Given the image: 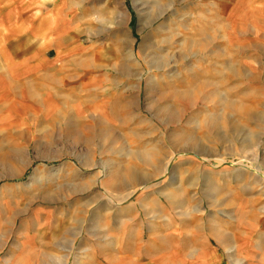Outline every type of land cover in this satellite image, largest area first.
<instances>
[{"label":"rangeland","instance_id":"obj_1","mask_svg":"<svg viewBox=\"0 0 264 264\" xmlns=\"http://www.w3.org/2000/svg\"><path fill=\"white\" fill-rule=\"evenodd\" d=\"M256 1L77 0L75 61L1 95L0 264H139L204 241L220 251L204 264H240L217 236L237 217L264 243ZM53 233L66 248H20Z\"/></svg>","mask_w":264,"mask_h":264},{"label":"crops","instance_id":"obj_2","mask_svg":"<svg viewBox=\"0 0 264 264\" xmlns=\"http://www.w3.org/2000/svg\"><path fill=\"white\" fill-rule=\"evenodd\" d=\"M256 2L258 7L257 4L255 7L264 11V0ZM78 7L77 0L71 5H66L64 0H0V105L1 95H6V90L20 87L21 80L31 81V87L35 91L41 76L51 78V82L56 81L62 75L63 64L66 61H75L76 58L72 56L77 50L74 34L77 25L75 19L67 17L80 10ZM50 86L52 85L48 83L43 84L44 88ZM226 225L227 223L221 224L222 229L217 236L225 240L227 247L231 243L228 241V236L231 235L229 249L234 254L243 256L240 264H264V243L256 237L259 231L257 220L237 217L230 227ZM59 234L56 236L53 233L50 237L46 235L43 245L37 242V238L32 243V236L28 241L21 239L20 248L34 252L38 248L49 253L56 248L64 249L67 246L63 242L64 235ZM206 238L211 239L207 235L202 237L205 240ZM78 240L75 235L72 241L74 246ZM179 243L171 244L163 252L159 247L156 253L147 255L144 261L138 260L139 264H191V259L196 256H201L197 261L204 264L205 260L212 259L213 254L216 253L218 257L220 255L219 249L207 245L205 241L199 246L184 243V248ZM248 243L250 251L247 248ZM131 262L133 261L130 259L126 264ZM50 264L64 263L54 259Z\"/></svg>","mask_w":264,"mask_h":264},{"label":"bare ground","instance_id":"obj_3","mask_svg":"<svg viewBox=\"0 0 264 264\" xmlns=\"http://www.w3.org/2000/svg\"><path fill=\"white\" fill-rule=\"evenodd\" d=\"M133 53V52H132ZM132 55V54H131ZM131 55H130V57H131ZM164 62H165V60L163 59V57L161 58V57H155V60H154V62H153V64H155V65H157V66H155V67H161V66H164L165 64H164ZM84 66V65H83ZM86 66V65H85ZM88 66V65H87ZM86 68V67H85Z\"/></svg>","mask_w":264,"mask_h":264}]
</instances>
